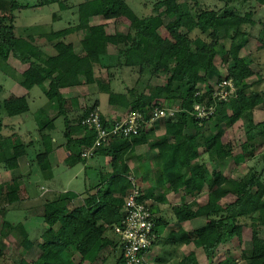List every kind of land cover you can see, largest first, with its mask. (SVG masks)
I'll return each instance as SVG.
<instances>
[{"label":"trees","instance_id":"trees-1","mask_svg":"<svg viewBox=\"0 0 264 264\" xmlns=\"http://www.w3.org/2000/svg\"><path fill=\"white\" fill-rule=\"evenodd\" d=\"M238 1H146L145 5L151 3L152 12L139 16L127 0H82L78 13L74 12L77 15L74 24L43 33L52 49L48 53L36 46L34 33L25 36L15 33V11L53 3L63 10L68 8L67 0H36L33 4L0 0V65H8L11 57L27 63L24 70L12 71V75L6 71V74L27 90L46 83L45 96L60 111L65 102V88L95 82L109 88L113 70L122 67L134 74L133 82L123 92L110 90V105L137 110L147 117L154 105L177 104L178 111L161 119L164 134L155 135L152 129L142 126L137 135L130 137V143H150L157 148L158 173H153L152 188L145 189V199L158 187H163L164 193L182 190L185 194L206 195V203L195 210L191 202L172 207L176 221L182 223L202 214L204 223L191 231L173 234L165 244L179 247L193 243L203 249L207 264H238L228 250L223 258L213 261L220 246L234 239L241 243L244 220L251 228V248L241 249L239 260L243 264H264V236L260 234L264 227V61L258 60L257 54L241 52L252 37L257 41L256 50L264 51V15L256 14L255 8L256 4L264 11V0H241L248 6L243 12L237 7ZM58 17L53 12L52 18ZM123 18L129 21L125 32L110 30L112 23ZM160 28L165 29L166 36L160 34ZM195 29L206 34L199 44L190 35ZM78 31H82L78 40H68ZM222 40H228V45ZM106 45H111L115 52H107ZM253 62L257 69L251 67ZM95 65L107 71L105 85L96 76ZM159 75L164 76L163 83H152ZM255 75L258 79L252 81ZM215 78L232 79L234 92L226 100L214 97ZM196 103L215 104V111L207 119H197L193 113ZM96 106L88 107L83 116ZM256 109L263 113L260 120L255 118ZM28 110L26 96L9 95L0 99V112L5 116ZM82 117L78 126L84 129L86 143L81 144L90 145L94 131L81 124ZM102 119L105 125L109 124L103 116ZM48 123H53V119L46 118L39 126L42 129ZM2 125L0 119V131ZM236 126L244 135L238 144L225 139L226 130ZM188 127L195 129L194 135L183 131ZM4 139L0 133V149L4 147ZM77 144L67 137V147L74 146L76 156L82 159L76 152ZM237 146L239 153L235 151ZM24 152L23 143L14 145L4 166L11 171L17 168V159ZM254 157L252 164L235 175L225 174L220 166L229 158L246 163ZM127 170L126 166L114 168L115 174L106 185L88 193L79 207L68 206L76 193L49 192L44 199V229L37 240L41 252L33 262L20 258L18 264H107L110 257L115 258L110 264H124L121 240L114 225L122 218L124 197L131 190L124 174ZM12 183L16 187L14 179ZM7 200L12 202L10 196ZM149 209L154 214V206L149 205ZM159 225L155 217L156 232ZM25 238L32 244L27 234ZM107 247L109 252H105ZM77 254L79 260L75 259ZM175 264L198 262L195 253L190 252Z\"/></svg>","mask_w":264,"mask_h":264},{"label":"crops","instance_id":"crops-1","mask_svg":"<svg viewBox=\"0 0 264 264\" xmlns=\"http://www.w3.org/2000/svg\"><path fill=\"white\" fill-rule=\"evenodd\" d=\"M81 36L82 31H78L76 34L71 35L68 40L75 41L78 40ZM254 40L256 43L255 49H252V51H255L254 54H259V52L264 53V51L256 50L257 41L256 39ZM108 46L109 45H106L105 47L106 51L114 53L115 49H111ZM43 50L48 53L52 52H49L45 49ZM249 53H251V51ZM247 54L244 53V55ZM10 62L11 61L9 58L8 65L2 64L0 66L3 67L4 71L10 72L11 75L14 71L24 70L28 66L27 63H23L19 60L13 63ZM253 65L256 66V63L253 62L251 64V67L255 69V66ZM97 66L98 65H95L94 67L95 71L97 69ZM121 69L122 68L113 70L114 74L111 77L109 88L107 86L99 88L100 91L97 95H99V93L103 90L107 93L110 90L123 92L125 91L127 86H130L132 84L131 83L130 85H126L121 83V80L123 79L119 77ZM8 77L12 80L10 82L11 85L7 90L8 94L7 96L0 99H4L9 95L26 96L28 104L29 100L31 99L32 101H34V103H37V106L32 113L33 117L37 116L38 113H41L42 116H45V118L53 119V123L46 124L45 128L42 129L39 126V121H36L34 138L30 139L28 142H22L16 128H28L29 124L27 125L26 120L22 119H20L19 121H5L3 120V118H5V115L3 114V112H0V119L3 117L1 119L3 125L0 133L6 137V139L2 141L4 146L3 149H0V245L2 246L1 249L3 253H5V249L7 251L10 246L15 243L21 246L22 250H19L16 254L13 252L15 254V261H11L12 264H18L20 258L24 259L27 262H33L41 252L37 240L44 229V225L39 232V235L34 240L31 241L29 239V241L32 242V244H29V242L25 238L26 234L29 238V231L26 228V223L21 221L22 218L27 217L30 214L43 218L45 202L44 199L45 196L50 192V189L43 186L42 183L37 185V181L33 180V177L36 178L38 175V166L44 178L51 179V174H53L50 173L53 168L52 165L54 166L56 163V167H58L60 163L68 162L69 158L71 159L69 155L73 154V159H71L69 163H71V165H74L75 167L78 165L80 167L73 175L70 176V179L68 180L70 184L74 179H77L78 175H80L81 173H84V175H86L88 172V168H90V170L92 171V173H90V176L92 177L85 176L84 190L79 191L67 189L65 187L61 190L63 192L71 191L76 193L75 198L70 200V202L68 203L69 208H73L81 206L84 203V198L88 193H92L99 188L104 187L107 181L115 174L114 168L119 170L124 166L128 168L127 172L124 173L125 175H127L126 178L129 180L128 176H131L135 179L140 189L141 196L143 195V199H145V189L152 188L153 173H158L156 167H158L159 159L157 157V148L152 144L142 143L138 145H132L130 143V138L122 137H112L108 145L99 148L96 151L95 155L91 157L93 159L92 163L89 162L90 158L79 159L76 156V153L73 151L74 146L73 149L67 147L66 141L68 137L71 140L77 141V143H86L85 141L83 142L84 129L80 125L78 126V120L86 113L88 107H90L91 105H97L96 108L99 109V112L108 121V123L121 119L129 110L120 105H110L107 98L108 105L106 108H104V111H102L100 108V98L95 93L93 95H91V92L87 94L85 90L87 85L83 84L67 87L63 90L65 102L63 105V110L60 111L55 106L49 104L45 96V90L47 88L46 83L38 86V89L40 90V92H42V95L37 94V96L34 97L32 95L33 93L30 91L32 88L27 90L10 76ZM100 78L105 85L108 77L107 79L102 77ZM254 78V80L258 79L256 75ZM163 81L164 78L162 77V75H159L153 78L152 83L154 82V84H162ZM94 85L97 87L99 86L98 82H95L89 84L88 87ZM30 110L31 109L29 105V110L26 112H29ZM60 116L64 117L65 127L63 135L65 141L56 143L53 138V132L57 128V125L55 124V118H58ZM30 127H32V125H30ZM145 127L147 129H152L155 135H162L165 132V128L161 119ZM183 131L191 135L195 134L194 128L188 127ZM230 131L231 129L226 130V135H228V138ZM27 132L29 134H32V130H29ZM38 135H40L39 139ZM225 139H227V136L225 137ZM192 142L195 144V139H192ZM20 143H23L25 145V152L18 157L17 168L11 171L4 166V160L11 156L12 147ZM34 144H40V147H42L43 150H40L35 154H30L28 150ZM204 156L205 155H203V157ZM220 166L224 171L223 165ZM151 169L152 173H150ZM154 169L156 170V172H154ZM137 172L139 175L136 174ZM148 176H150V178ZM93 177L98 179H95L94 182H91ZM13 179L14 181H16V187L12 183ZM34 185H36V190L33 188ZM114 195L118 196L119 194L115 193ZM9 196L12 199V202L7 200ZM204 196L205 201L202 203V205L206 203L205 194H185L182 190L178 192L164 193L163 187L154 188L152 190L150 196L145 200H147L149 205L154 206V215L157 219H159L160 225L158 227V231L156 232V242L149 252V259L151 261H153L155 264H175L184 255H187L190 252H194L195 260L198 262V264H203L202 259H205L206 256L201 247H196L193 243L183 244L179 247H175L173 245H167L165 244V242L171 239L173 234H179L181 230L191 231L203 225L204 217L202 214L182 223L176 221L172 207L174 205L180 204L181 202H191L192 209L195 210L198 208L201 202L200 200H202L201 198ZM8 212H11V215L13 216V218H15V220L11 221L6 218L8 216ZM17 217H20V219L17 220L18 222H14L16 221ZM16 224H20L17 225L19 227H17ZM177 230L179 231L175 233L172 232ZM109 249L110 248L107 247L105 252H109ZM75 259L79 260L77 255H75ZM207 262L208 259L206 258L205 264H207ZM215 262L216 260L214 259L213 263Z\"/></svg>","mask_w":264,"mask_h":264},{"label":"rangeland","instance_id":"rangeland-1","mask_svg":"<svg viewBox=\"0 0 264 264\" xmlns=\"http://www.w3.org/2000/svg\"><path fill=\"white\" fill-rule=\"evenodd\" d=\"M36 0H20V2L22 4H33ZM82 0H67V5L68 8L63 9V10H59V6L57 3H53V4H49V5H43V6H36V7H28V8H20L17 9L15 11V33L17 35H22L25 36L29 33H34L37 37L35 44L36 46L43 48L49 52L52 51L51 46L49 41L46 39V37L44 36L43 33L45 32H49L51 30H58L61 28H64L66 26H68L69 24H74L77 20V15L76 13H74L75 11H77L78 13V9H79V5L81 3ZM146 1H152L153 0H127L128 4L130 5V7L133 9V11L138 14L139 16H146L148 14H150L152 12V6L151 3L149 5H145L144 3H146ZM207 3H216L218 2V0H205ZM237 7L238 9L243 12L245 11L248 6H247V2H242L241 0H239L237 2ZM255 8H256V14L262 16L264 15V11L262 9V6H257L255 4ZM53 12H57L58 13V18L53 19L52 18V14ZM94 21H98V18H94ZM129 25V21L125 18L120 19L118 22L116 23H112L110 30L112 31H120V32H125L128 28ZM161 35L166 36L167 32L165 31L164 28H160L159 30ZM81 33V32H80ZM190 35L192 37L195 38V42L196 43H200L201 41H203L204 39H206V34H202L199 32L198 29L193 30ZM252 39V40H251ZM255 38H250L246 44L242 47L241 52L242 54H247L251 51V53H254L255 51H252V49H255ZM223 43L227 46L228 45V40H222ZM109 48H113L111 45L108 46ZM35 46L32 47L31 51L34 52L35 51ZM114 49V48H113ZM261 54V55H260ZM257 59L260 61H264V53H257ZM10 63L13 62H17L16 59L14 58H10ZM2 61L0 60V63ZM217 63L219 65H221V63L217 60ZM222 66V65H221ZM255 66V65H253ZM255 69H257V67H254ZM95 73L102 77L107 79V73L105 70H100L98 67L95 71ZM119 77L122 79L121 83L122 84H126V85H130L133 82V77L134 74H132L129 70V68L127 67H122L121 69V73L119 74ZM164 78V76H162ZM255 77V76H254ZM254 77H252V81H254ZM162 79V78H161ZM12 80L7 76L6 71L3 70V67H0V98H3L5 96H7L8 94V87L11 85L10 82ZM218 80L215 78L213 80V85L216 84ZM154 83V82H153ZM116 87V86H115ZM114 87V88H115ZM99 88H102L100 85L97 86H89L87 85V87L85 88L86 93H90L91 95H93L94 93L97 95L98 92L100 91ZM33 94L34 97L37 96V94H41L42 92H40V90L37 87H34L30 90ZM100 98V108L102 111H104V108L107 107L108 103H107V98H108V93L106 91H101L99 93V95H97ZM176 104V103H175ZM174 103H172V106H168V107H175L173 105H175ZM29 105H30V111L29 112H25L23 114L20 115H14V116H10L8 118V116H5V118H3V120L5 121H15V120H26V123L28 125V128H16V130L18 131V134L20 135V138L22 140V142H28L30 139L34 138V130H35V126H36V121H39V125L41 126V124H44L46 121L45 116L41 113H38L37 116L33 117V112L35 107L37 106V103H34V101L29 100ZM177 106V104H176ZM255 113V118L257 120H260L263 117V113L260 109H256L254 111ZM1 118V119H2ZM55 124L57 125L56 130L53 132V138L54 141H56V143L58 142H63L65 141L64 139V135H63V131H64V117L60 116L58 118H55ZM30 125H32V127H30ZM21 130V131H20ZM32 130V134H29L27 131ZM11 132V131H9ZM36 132V131H35ZM227 136V139H232L233 141H235L236 144H238L239 142H241L244 139V135H243V131H241L240 129H238V127H234L231 129L230 134H229V138L228 135H225V137ZM40 138V135H38V139ZM64 148V147H63ZM65 149V148H64ZM40 150H43L42 147H40V144H34L28 151L29 153H33L35 154L36 152H39ZM236 153H239V147L237 146V148H235ZM98 159V158H97ZM55 160V159H54ZM255 160L254 158L249 159L246 163H236L235 160L233 159H227L225 160V162L222 163L223 167H224V173L225 174H232L235 175L238 171L244 170L246 168V165L252 164ZM93 159L90 158L89 162L92 163ZM56 163L53 166L52 165V170L50 171V173L52 175L51 179H46L44 178L42 172L39 169L38 166V175L37 177H33L34 181H37V185L42 183L43 186H45L46 188L50 189L51 191H61L64 187L67 189H73V190H79L82 191L84 190V183H85V176L87 177H92L90 176V173H92V171L90 170V168H88V172L86 175H84V173H81L80 175H78L77 179H74L73 182L70 184L68 182V180L70 179V176L73 175L78 168L80 167L78 166H74L71 165V163L69 162H65V163H60L58 165V167H56ZM81 165V164H80ZM137 175L138 172L136 173ZM97 180L98 178H92L91 182H94V180ZM69 184H68V183ZM92 184V183H91ZM33 186V185H32ZM36 190V185H34L33 187ZM202 200H200V205H202V203L205 201V196L201 198ZM8 220H15V218H13V216L11 215V212H8V216L6 217ZM22 218V217H21ZM20 217L16 218V221L14 222H18L17 220H19ZM43 218H40L38 216H34V215H29L27 217H24L21 219L22 222L26 223V228L29 231V239L32 241L34 240L38 235L39 232L41 231V229L43 228ZM243 228H242V240L241 243L237 244V240H231L228 243L220 246L217 250L216 253V257L215 260L218 261L219 259L223 258L225 255V250H228L231 252V254L237 258V262L238 264H243L240 260V252L241 249H246L249 250L251 248V237H252V233H251V228L247 222V220L243 221ZM20 225V224H16ZM19 227V226H17ZM21 227V226H20ZM39 230V231H38ZM260 234L262 236H264V227L261 228V232ZM2 246L0 245V250ZM22 250L21 246H19L17 243L13 244L10 246V248L6 251L5 249V253L2 252V255H0V264H12L11 261H15V254L19 251ZM15 254H14V253ZM9 253V254H8ZM119 252L117 253L118 256ZM78 259H79V255L77 254ZM110 259L113 261L115 258L110 257ZM109 261L107 264L112 263V261ZM202 263L205 264L206 263V258L202 259Z\"/></svg>","mask_w":264,"mask_h":264},{"label":"built area","instance_id":"built-area-1","mask_svg":"<svg viewBox=\"0 0 264 264\" xmlns=\"http://www.w3.org/2000/svg\"><path fill=\"white\" fill-rule=\"evenodd\" d=\"M234 92L231 78H222L214 88L217 100H226ZM194 115L197 119H207L215 111V104L205 105L196 103ZM178 106L168 107L154 105L147 117L137 110H130L124 117L105 125L99 109L89 111L81 119V124L94 131V140L90 145L78 143L76 152L82 159L91 158L96 151L109 144L112 137L130 138L139 133L142 126H147L163 117L173 115ZM130 192L124 197L122 218L114 225V231L121 240L124 264H155L149 259V252L157 237L155 231V215L149 209L147 200L141 198L140 189L131 176Z\"/></svg>","mask_w":264,"mask_h":264}]
</instances>
